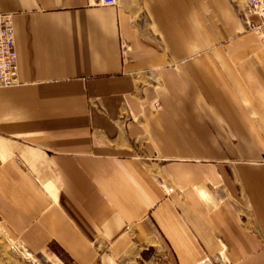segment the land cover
I'll list each match as a JSON object with an SVG mask.
<instances>
[{
    "label": "crops",
    "instance_id": "0c3cea01",
    "mask_svg": "<svg viewBox=\"0 0 264 264\" xmlns=\"http://www.w3.org/2000/svg\"><path fill=\"white\" fill-rule=\"evenodd\" d=\"M244 6L0 0L5 232L63 264H264V26Z\"/></svg>",
    "mask_w": 264,
    "mask_h": 264
},
{
    "label": "built area",
    "instance_id": "2783aa9c",
    "mask_svg": "<svg viewBox=\"0 0 264 264\" xmlns=\"http://www.w3.org/2000/svg\"><path fill=\"white\" fill-rule=\"evenodd\" d=\"M104 6H115L117 0H100ZM252 16H258L261 20L256 23L251 20ZM242 17L248 30L261 32L264 26V0H247ZM125 55L128 54V47L123 44ZM19 84L18 54L13 22V14L0 12V88H9ZM1 226V220H0ZM212 259H207L209 264ZM219 264H230L228 258H218Z\"/></svg>",
    "mask_w": 264,
    "mask_h": 264
},
{
    "label": "rangeland",
    "instance_id": "374dc122",
    "mask_svg": "<svg viewBox=\"0 0 264 264\" xmlns=\"http://www.w3.org/2000/svg\"><path fill=\"white\" fill-rule=\"evenodd\" d=\"M245 5V0H236ZM160 102L155 101V108ZM264 163V158L261 160ZM217 191V190H216ZM62 257L48 249L35 251L20 240L12 239L0 226V264H63ZM139 264H164V256L160 249H150L141 257Z\"/></svg>",
    "mask_w": 264,
    "mask_h": 264
}]
</instances>
